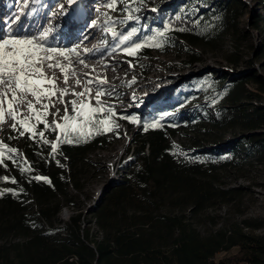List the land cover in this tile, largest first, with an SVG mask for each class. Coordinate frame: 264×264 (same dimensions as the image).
Segmentation results:
<instances>
[{
    "label": "trees",
    "instance_id": "trees-1",
    "mask_svg": "<svg viewBox=\"0 0 264 264\" xmlns=\"http://www.w3.org/2000/svg\"><path fill=\"white\" fill-rule=\"evenodd\" d=\"M120 3L124 19L131 14L136 21L147 8L158 12L157 20L131 32L136 43L145 44L135 54L141 60L177 50L181 65L175 67L190 69L228 37L233 47L223 56L227 64L253 68L257 60L262 72L253 69L246 76L223 80L213 74L192 78L177 90L176 102L141 117L144 131L127 149L129 159L121 162L123 179L108 187L89 211L81 200L83 183L91 173L89 156L114 150L122 140L119 124L128 120L117 112L110 118L93 114V121L111 119L110 130H105L98 124L86 125L79 111L71 110L68 116L75 118L76 125L84 126L86 134L92 130L77 138L69 129L70 143L62 129L57 141L58 132L52 131L49 120L48 128L45 122L35 126V138L24 128L16 134L12 131L23 157L10 155L0 162V264H264V211L248 214V205L257 201L253 187L264 188V180L235 186L221 181L231 168L242 172L234 166L248 159L264 169V132H260L264 107L258 104L264 95V42L254 49L241 27L245 2ZM129 8L138 11L129 13ZM243 45L254 60L242 56ZM247 85L255 88L249 90ZM196 87L212 90L216 103L230 101L219 107L215 121L239 130L236 144L192 149L169 141L176 125L193 121L184 109L197 96ZM151 124L156 126L146 127ZM40 132L49 143H43ZM242 177L248 179L244 173ZM63 208L72 211L66 221L59 217ZM219 255L228 256L217 263Z\"/></svg>",
    "mask_w": 264,
    "mask_h": 264
},
{
    "label": "rangeland",
    "instance_id": "rangeland-1",
    "mask_svg": "<svg viewBox=\"0 0 264 264\" xmlns=\"http://www.w3.org/2000/svg\"><path fill=\"white\" fill-rule=\"evenodd\" d=\"M79 1L81 3L84 2V7H87L85 10L90 11L98 17L96 19L97 28L95 30L100 41H95L94 44L98 45L95 49L102 57L98 59V62H88V66L91 68H76L74 72L72 71L67 74V83L64 82L65 71L62 72L60 70L58 73L51 71L50 74H47L46 72L48 71L43 70L45 73L44 79L51 80L54 78V84L46 83L43 87L51 92H56L57 95L44 98L40 103L36 102L35 98L31 95L27 96V100L32 101L34 109L41 113L44 122L49 120L55 126V124L63 122L65 106H67V115L73 110L70 103L73 100L77 101V111H79L81 101L89 103L91 107H98L96 104V90L102 88L105 92L110 93V95L100 97L103 104L106 107H111L113 112L121 114L125 120H128L119 124L122 140L116 145L114 150L108 152L98 151L89 156V162L92 165L90 166L91 173L83 183L84 193L81 197V200L84 202V210L89 211L96 207L102 195L108 190V184L111 179H114L115 182L123 179L124 170L121 169V162L129 159L130 154H126L127 149L133 145L135 139L144 131L139 121L141 117L143 118L149 112H155L167 104L176 102L177 90L192 78L201 77L205 74H213L215 78L223 80L224 77L233 79L246 76L253 69L259 73L262 71L257 60L254 61L255 65L253 68L243 63L237 68L230 67L223 59L225 53L232 50L233 47L231 39L228 37H226L223 44L216 47V51L204 56L203 63L197 64L190 69L181 70L175 67V65H181L177 50H173L167 55L154 53L151 58L143 60L139 59L136 55L129 56L124 49L136 43L137 37L133 36L128 42L121 43L122 36L128 35L139 25L142 27L146 23L157 20V13L146 9L139 15L136 21L133 19L131 22H128L129 20L120 16L119 9L122 8L121 0H106L105 2L104 0ZM243 1L246 4L247 10L240 21L241 27L246 31L251 46L257 49L264 42V7L261 5L262 0ZM113 3L114 10L108 7L109 4ZM68 4L69 0H66L65 4L61 2L60 6L59 4L57 5V8L64 10L63 14L60 10L57 11V15H65L64 21L70 20L68 17L72 14L66 7ZM92 5L94 8H91ZM119 6L121 7L119 8ZM62 20L61 22H63ZM255 25H259V27L257 28ZM110 29L117 33L116 37H113ZM245 46L240 47L242 56L246 58L250 55V58L254 60L255 56L251 55V50ZM76 48V46H72L64 51L69 52L73 49L76 50ZM77 71H81L82 73H77ZM97 79L106 80V83L101 85L93 82L90 96L77 97L72 95L74 92L79 93L83 91L89 80L96 81ZM77 80L80 81L79 85L76 83ZM246 88L253 90L255 87L247 85ZM62 90H67L68 92L67 95L62 97L65 102L63 104L58 99L59 93ZM194 91V94L197 96L184 109V112L194 117L193 121L176 125L173 128L175 134L169 137V141L177 146L192 149L236 144L241 135L239 130L230 126L219 125L215 121L219 107L229 104L230 101L226 99V101H221L222 104H219L212 97V90L203 91L200 87H196ZM17 95L19 96V93ZM261 98V102H258V104L264 107V95ZM8 99H11L10 93ZM41 103L49 104V108L47 110L43 109ZM52 104L55 106L52 107ZM3 107L5 109V119L3 123H0V142L3 145H7V148L16 149L17 152L10 153L7 149H0L3 151V156L0 157L2 161L3 158L10 157V155L11 157H23L21 147L16 138L13 137L14 135H11L12 131L16 134L17 130L12 128L13 121L7 113V102H5ZM13 110L19 114L18 118H29L30 124L36 126L42 123L37 121L35 115L28 111L26 104H21L19 100L13 101ZM196 113L197 115H195ZM102 114L110 118L113 113L102 112ZM18 128L23 127L17 124ZM260 132H264V130ZM241 149L243 150L244 148L241 147ZM250 162H252V159H248L245 163L244 161L237 163V166L235 165L234 167H238L242 172L231 168L221 175V181L233 186L249 185V181L253 180L255 182L263 181L264 169H261L255 163L251 165ZM243 173L247 176V180L242 177ZM253 191L258 192L254 196L257 201L248 205L249 215H256L264 211V188L253 187ZM87 196H90L89 200L86 199ZM220 212L223 213L224 210L222 209ZM71 214L72 211L70 209L63 208L59 217L61 220L66 221ZM92 229L97 231L95 225L92 226ZM225 256L228 255H219L216 258V262L218 263L220 260L225 259Z\"/></svg>",
    "mask_w": 264,
    "mask_h": 264
},
{
    "label": "snow or ice",
    "instance_id": "snow-or-ice-1",
    "mask_svg": "<svg viewBox=\"0 0 264 264\" xmlns=\"http://www.w3.org/2000/svg\"><path fill=\"white\" fill-rule=\"evenodd\" d=\"M72 0H69L71 3ZM135 2V0H133ZM142 2V0H141ZM108 7L114 10V3L109 4ZM138 11V9L129 8L128 12L132 13ZM134 17L129 14L127 15V19L131 20ZM111 34L113 37L117 36V33L114 30H111ZM132 33L128 35H123L121 43L128 42L132 38ZM48 33L44 32L39 36H18L15 34L12 35H3L0 34V123L4 122L5 119V109L3 105L7 102V113L10 116L12 123V128L14 130L17 129V124L25 129V131L32 132L33 138H35V125L29 123V118H18V113L13 110V101L19 100L21 104H26L27 109L30 113L35 115V118L39 122H44L42 120L41 113L34 109V105L32 101L27 100V96L31 95L35 98L36 102L40 103L44 98H50L53 95H57L56 92H51L45 89L43 86L46 83H53L54 78L51 80L44 79L45 73L43 71L44 64L48 61H52L54 59L53 54H58L61 57H68L65 56V51L57 48H53L50 46H46ZM144 43H133L131 47H127L124 49L127 55L132 56L135 55L136 52L144 47ZM72 54L78 57V53L75 50H72ZM80 63H83L82 60H79ZM71 60H69V65H71ZM47 67L49 68H57L59 67L62 72H64V66L60 65L58 62L56 63H48ZM74 72V69H71ZM68 77L65 74L64 82L67 83ZM93 82L99 83L103 85L106 83V80H89L87 82V86L84 88L83 91L79 93H72V95L77 97H88L92 92L91 85ZM77 85L80 84V81H76ZM9 93L11 94V99H8ZM19 93V96L17 95ZM67 90H62L59 93V102L65 103L62 99L64 95H67ZM104 95H110V93L105 92L102 88L96 90V104L98 107H91L89 103L81 101L79 104V112L77 113L78 116H83L86 125H101L105 128V130H110L109 126L111 125V119H98L93 121L92 117L95 113H113V109L111 107H106L100 97ZM73 111H76L77 101L73 100L70 102ZM52 107L55 105L52 104ZM41 107L45 110L49 108V104L41 103ZM63 119L66 121L64 125L55 124L52 127V131H56L57 129H62L64 131V139L65 142H72L71 139L68 138V130L71 129L72 133L77 134V138L79 136H85L91 133V128H89V132L86 134L84 132V126H78L75 124V118L69 117L67 115V106H65V116ZM156 124L147 125L146 127H155ZM45 127H50L45 122ZM99 131V129H97ZM20 135L23 136L24 132H20ZM39 136L43 140V143L47 144L49 141L47 139H43L44 133L40 132ZM60 140V137L57 136V141ZM52 151L55 152L57 149V143H52L51 145ZM0 149H7L10 153L17 152L16 149L7 148V145H3L0 142ZM3 156V151L0 150V157ZM2 162V160H0ZM25 169H22L24 171ZM4 180H8V177H3ZM37 180L45 179L44 177H35ZM15 183L16 181L13 179L11 181Z\"/></svg>",
    "mask_w": 264,
    "mask_h": 264
},
{
    "label": "bare ground",
    "instance_id": "bare-ground-1",
    "mask_svg": "<svg viewBox=\"0 0 264 264\" xmlns=\"http://www.w3.org/2000/svg\"><path fill=\"white\" fill-rule=\"evenodd\" d=\"M33 1L34 0H19V2L15 3V5H18L17 8L21 9V11H27L33 5ZM41 1L44 3L47 2L49 4H48L47 10L44 13H41L42 11H39V15L41 16L39 20H41L42 23L39 27H37V29L34 30L33 36H39L40 34L44 32L51 33L52 31L57 30L59 25L60 26L68 25L69 30L72 31L71 34H75L74 38L70 42H68L65 46L57 48V49L66 50L72 46H76L77 48L75 51L76 53H78L79 60L83 61V63H80L77 57L72 54V51L65 52V56L68 57V59H65V57H61L58 54H53L54 59L52 61L46 62L44 64L43 70L48 71L46 72L47 74H50L51 71L56 72V73L60 72L61 69L59 67L57 68L47 67L48 63H56V62L64 66V71L66 72V74H69L72 72L70 68L74 70L76 68L81 69L83 67L91 68L90 66H88V62L90 61L98 62V59L102 57V55L99 54L98 51L95 49L97 48L98 45L94 44L95 41L96 42L100 41L99 37L96 35L97 33L95 30V28H97L96 19L98 17L96 15H93L88 10L85 13V15H80V13L76 12L75 10L76 3L74 4V0H72V2L66 6L69 9V11L72 12V14H70V16L68 17L70 20L64 21L65 15L62 16V14L64 13L63 12L64 10L61 8L60 9L57 8V5L59 4L60 6L61 2L62 4L63 3L65 4L66 0H41ZM105 1L106 0H104V2ZM81 4H84V2ZM93 5L91 6V8H94ZM1 10H2V4L0 3V14H1L0 17H2ZM59 10L61 11L62 14L57 15V11ZM152 10H155V9H152ZM21 19L22 21L24 20V18H21ZM61 20L63 22H61ZM18 25H19V22H14L11 24L10 27L12 28V30H14ZM60 35L61 37H66L62 34ZM47 39H48V36H47ZM46 43H47V40H46ZM69 60H71L72 62L71 65H69ZM77 73L81 74L82 72L77 71ZM0 87H3V86H0Z\"/></svg>",
    "mask_w": 264,
    "mask_h": 264
},
{
    "label": "water",
    "instance_id": "water-1",
    "mask_svg": "<svg viewBox=\"0 0 264 264\" xmlns=\"http://www.w3.org/2000/svg\"><path fill=\"white\" fill-rule=\"evenodd\" d=\"M114 183H115L114 179H111V180L109 181L108 187H110V186L113 185Z\"/></svg>",
    "mask_w": 264,
    "mask_h": 264
}]
</instances>
